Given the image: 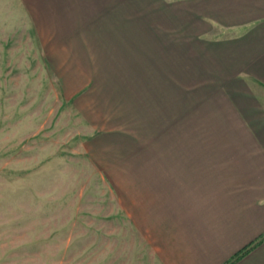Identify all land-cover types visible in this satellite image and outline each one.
<instances>
[{
  "label": "crops",
  "instance_id": "1",
  "mask_svg": "<svg viewBox=\"0 0 264 264\" xmlns=\"http://www.w3.org/2000/svg\"><path fill=\"white\" fill-rule=\"evenodd\" d=\"M121 1L108 15L126 30L96 38L120 63L111 104L140 136L115 180L126 222L159 264H264V0H150L188 23L168 36Z\"/></svg>",
  "mask_w": 264,
  "mask_h": 264
},
{
  "label": "rangeland",
  "instance_id": "2",
  "mask_svg": "<svg viewBox=\"0 0 264 264\" xmlns=\"http://www.w3.org/2000/svg\"><path fill=\"white\" fill-rule=\"evenodd\" d=\"M99 1L93 17L96 0H0V264H159L115 182L141 143L112 106L124 99L120 63L99 47L109 35L96 38L126 30L108 15L123 1ZM140 1L148 30H189Z\"/></svg>",
  "mask_w": 264,
  "mask_h": 264
}]
</instances>
